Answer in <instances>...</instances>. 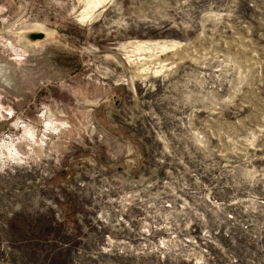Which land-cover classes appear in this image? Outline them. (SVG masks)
<instances>
[{"label": "rangeland", "instance_id": "rangeland-1", "mask_svg": "<svg viewBox=\"0 0 264 264\" xmlns=\"http://www.w3.org/2000/svg\"><path fill=\"white\" fill-rule=\"evenodd\" d=\"M86 1L0 0V264H264V0Z\"/></svg>", "mask_w": 264, "mask_h": 264}, {"label": "bare ground", "instance_id": "bare-ground-1", "mask_svg": "<svg viewBox=\"0 0 264 264\" xmlns=\"http://www.w3.org/2000/svg\"><path fill=\"white\" fill-rule=\"evenodd\" d=\"M99 1L100 0H88L86 2H88L87 4L90 5V6H92V8H94L96 6V4L99 3ZM87 14L88 13L85 12L84 15L83 14L81 15V18H84V16H86ZM34 43H36V42H34ZM130 44H131L132 50L134 49L135 52L141 51V50H143V51H150L152 48H157V46H158L155 43H147V42H133V43H130ZM159 49L162 50V49H164V47L159 46ZM155 73H157V72H155Z\"/></svg>", "mask_w": 264, "mask_h": 264}, {"label": "water", "instance_id": "water-1", "mask_svg": "<svg viewBox=\"0 0 264 264\" xmlns=\"http://www.w3.org/2000/svg\"><path fill=\"white\" fill-rule=\"evenodd\" d=\"M28 39L31 41H35V40H41L43 39V34L41 33H34L28 36Z\"/></svg>", "mask_w": 264, "mask_h": 264}]
</instances>
